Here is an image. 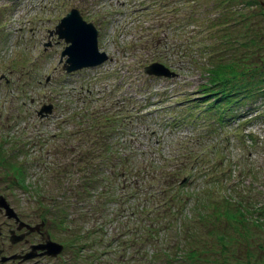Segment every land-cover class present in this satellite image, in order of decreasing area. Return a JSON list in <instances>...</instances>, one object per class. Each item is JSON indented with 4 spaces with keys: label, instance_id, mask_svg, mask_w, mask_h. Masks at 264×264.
Wrapping results in <instances>:
<instances>
[{
    "label": "rangeland",
    "instance_id": "obj_1",
    "mask_svg": "<svg viewBox=\"0 0 264 264\" xmlns=\"http://www.w3.org/2000/svg\"><path fill=\"white\" fill-rule=\"evenodd\" d=\"M210 1L0 0V137L5 138L3 147L6 150L5 155L9 156L7 159L12 163L17 160L24 162L25 159L28 161L23 172L25 180L40 184L45 199L53 192L60 195L58 188L61 186L66 189L71 187L73 177L77 176L78 180L87 166L76 163L83 152L82 147L87 148L91 137H85L80 128V121L74 122L71 119L77 118L81 104L86 106L89 103L93 107L91 110L99 116L110 109H117L118 106L113 104H120L123 100H126L129 108L135 104L131 111H122L123 115L114 120V126L111 124L112 118H107V121L111 119L109 129H101L98 134L99 151L103 148V143L108 144V140L117 141L108 145L116 151H108L109 156L114 159L121 156L122 160L127 157V160L122 161L127 169H122L116 162V174L104 177L111 164L108 162V156H105L102 164L105 175L102 178L90 157L85 155L87 158H83L91 163L88 171L96 174L101 184L108 187L106 194L110 195V192L115 190L122 196L121 192H124L125 188L121 182L125 181L132 186L131 195L123 198L122 210L119 209L118 216L114 218H111V213L118 211L119 206L116 197H107L105 206L100 208L103 210L101 214L97 208L92 212L81 211L82 216L74 220L79 229L84 225H92L95 220H101L99 224H102V219H107L104 222L105 227L99 226L91 235L93 240H96L95 243L89 240V243L82 247L83 250L75 251L78 256L71 260L73 264H87L89 256L96 258L94 264H117L118 257H112L111 252L106 250L111 249L106 246L107 238L110 237L108 233L116 234L119 229L126 232L128 227L134 230L146 217V210L142 212L140 205L147 203L153 207L156 204L157 193L147 192L146 188L152 183L156 186L158 181L162 182L163 177L156 173L160 167L147 161L153 152L151 148L146 149L148 143L157 144L153 156H163V159L167 160L162 165L165 172H168L170 163L176 166L180 161L178 154L186 148L185 151L192 149L194 152L201 149L204 158H212L209 173L213 172L217 176L220 174L224 178L223 185H229L227 194L233 195L238 202H243L246 209L242 221L237 222L234 229L230 223L228 229H223L215 222L216 230L220 233L224 230L230 231L225 234V241L228 242L226 246L229 251L236 252L238 264L247 263L245 255L249 256V264H264V95L251 100L263 114L248 124L239 123L238 126L234 118L229 120L227 126L217 125L215 120L202 114L200 109L193 120L187 115L191 113L190 107L186 105L187 99L200 92L198 84L205 79L197 66L201 62L200 59L197 58L198 63L193 61L196 52L194 45H189L190 41L196 39L202 44L204 39L208 41L207 32H218V28V34L223 31L221 23L207 29L211 18H216L217 12L221 11L220 7L218 10L209 8ZM192 3H195V7L191 6ZM233 5L237 9L243 8L247 11L255 6L240 4L238 0H232L227 6L231 10ZM73 6L79 8L84 18L90 19L98 26V46L108 52V56L94 66L65 72L61 67L60 51L66 42L57 35L55 24L60 16ZM190 12L198 17L190 18ZM255 18L257 20L250 26L257 28L259 32L258 48L262 49V53H259L255 60L261 62L264 59V18ZM186 28L189 31H186ZM179 29L186 34H180ZM201 35L202 39L199 40ZM213 40H217L215 35ZM183 51L189 54H184ZM236 52L240 54L239 50ZM156 53L166 55L167 60H161L174 70L172 76H156L143 71L142 64L148 62L150 56L158 55ZM193 99L194 97L189 100ZM46 101L52 102V109L42 116L37 109ZM196 110L195 107L192 112L195 113ZM125 125H132L133 131L127 134ZM72 128L74 133H71ZM247 132L251 136H248ZM131 151L132 156H126V153ZM167 154H170L172 161L168 160ZM49 163L57 166L52 176L44 171V165ZM78 167H82L81 174L75 171ZM227 168L229 171L225 170ZM5 169L7 168L2 166L0 161L2 187L9 180L10 173ZM181 170L180 177H185L186 173V177L191 179V184L187 183L183 188L191 191V196L184 210L187 214L181 216L182 228L188 227L186 231H190L186 235L187 243H190L187 246L197 245L202 243L203 231L208 233L212 221L205 218V223L197 219L194 221L192 218L189 222L186 220L193 211L194 215L204 212L199 205L203 190L198 188L205 187L203 181L206 177H199L202 169L198 166L192 168L184 161ZM134 173L139 176H134ZM240 180L242 186L238 185ZM248 185H251L249 190L245 187ZM0 189L18 211V218L32 221L43 219L41 230H46L52 239H58L62 243H65L63 238H72V233L57 227L51 221L53 212H49L48 208L43 205L42 212H38L41 209L37 211L35 203L28 202L20 186L15 189ZM120 196L118 199L122 202ZM99 201L104 203L102 197ZM191 204H194L193 208ZM252 210H258L259 214L249 213ZM3 212L1 207L0 219L4 217L8 222L0 224L4 231L0 235V251L7 257L16 253L18 245L26 244L24 236L28 235L29 240L38 241L36 231L39 230L35 228L25 232L21 239L8 240V228L14 226L15 220ZM72 213L76 214L73 208L70 215H73ZM260 218L263 219L261 225L251 223L256 219L261 220ZM95 225L96 222L92 226ZM20 229H23V226ZM20 229H16L17 232ZM124 233L120 232L118 236H123ZM74 242L65 243L57 256L45 254L40 262L31 264H60L61 260L71 257L69 252L74 251L71 246L80 245L78 241ZM43 248L51 252L53 247L49 249L48 245H44ZM197 261L202 264L203 259ZM1 264L11 263L4 260Z\"/></svg>",
    "mask_w": 264,
    "mask_h": 264
},
{
    "label": "trees",
    "instance_id": "obj_2",
    "mask_svg": "<svg viewBox=\"0 0 264 264\" xmlns=\"http://www.w3.org/2000/svg\"><path fill=\"white\" fill-rule=\"evenodd\" d=\"M193 1L196 2L198 0ZM262 1L263 3H261ZM262 1L238 0L240 4L255 5L253 9L247 11L243 8H235V5H233L230 10L227 5L229 2L231 4L232 0H211L210 6L208 7L216 10L220 7L221 11L217 12L216 18H211V22H209L210 26L207 29L218 26L219 23H221L222 26H220L223 31L221 34H218V32H220L218 28V32H207L209 42L206 39L202 41V44L197 42L196 39L190 41L189 45L193 44L196 52L193 56V61L198 63L197 58L200 59L201 62L197 66L200 72L203 73V76H205V79L200 82L198 86L200 92L198 96L191 101L192 104L189 106H200V110H202L203 114L211 116V118L220 123V125H227L229 120L234 118L241 124L248 121L249 117L244 118V121L240 120L241 109L244 108L246 111L252 113L256 108L254 106L255 104L251 103L249 99L254 100L255 97L264 95V59H262L261 62L255 60L256 56L262 53V49L258 48L259 41L257 35L259 32L257 28H252L250 26L254 20H257L255 17L264 18V0ZM191 6L195 7V3H192ZM188 16L190 18L198 17L191 12ZM186 31H189V29L186 28ZM180 34H186V32L180 30ZM213 35H215L217 40L212 41ZM201 39L202 35L199 40ZM236 50H239L240 54L236 52ZM183 53L189 54V52L186 51H183ZM153 58L167 60L166 55L162 54L156 56L152 55L148 59L150 60ZM114 105L118 106L117 109L119 110L113 108L106 113L103 112L102 115L99 116L91 110L93 107L89 103L86 106L81 104L77 112L78 116L76 120L81 122L80 128L85 137L89 136L91 139L86 149L82 147L83 154L79 156V161L76 164H83L81 166L87 164V166L83 169V175L78 177L79 181L77 184L75 183V187L72 184L71 187L67 189L61 186L58 188L60 195L53 192L49 195L48 199L42 196L43 187H39L40 184L34 181L26 182L23 173L25 171L23 162L17 160L12 163L11 160L7 159L9 156L5 155L6 150L3 147L5 138L0 137V161L2 166L7 168L5 171H9L10 173V186L14 189L15 187L20 186L21 188L22 186L24 191H33L36 194L35 201L38 204L41 203V207L44 205L46 209L48 208L47 210L49 212H53L51 216L53 219L51 221L55 223L57 227L62 229L65 228L66 231L72 233V238H63L67 244H74V241H78L80 244L74 247L71 246V248L74 249V251H70V258L72 259L78 256V254H75V251L83 250L82 247L88 244L89 240L95 243L96 240H93L94 238L91 237V235L99 226L100 228H104V222L107 219H102V224H99L101 220H95L94 223L96 222L97 225L94 227L84 225L83 228L79 229L77 228L78 226L74 224V220L82 216L81 211L87 210L88 212H92L94 208H97L101 214L103 210L100 208L105 206L108 198L114 199L116 197V202L119 206H117L118 211L111 213L113 216L111 218H114L118 216L117 212H119V209L122 210V206L124 205L123 198L131 195L132 186L125 181L121 182L124 184L123 188H125L124 192H121V194H123L122 196L115 190L110 192V195L106 194L108 187L106 184H101V180L96 174L92 171H88V167L91 163H88L87 159H83L89 156L93 162H97L100 158L103 160L105 156H108V162H111V164L108 168L107 175L104 173L105 169L102 168L103 165L97 166L98 164L94 162L98 167L97 173L100 172L102 178L104 175V177H110L109 175L116 174V162L122 169H127L124 162H122L127 160V157L122 160L121 156H119L118 159L109 156L110 153L108 151L113 153L116 151L112 150L108 145L111 142L117 143V141L113 139L111 141L108 140V144L103 143V148L100 149V151L98 149L100 144V142H98V134L100 130L103 129L106 131L110 126L111 119L107 121V118H112L113 121H111V124L114 126V120L119 119V117L123 115V110H126V112L131 111L126 100H123L120 104H113V106ZM253 113H255V117L258 115L257 112ZM100 118L103 120H100ZM125 127L127 129L129 126L125 125ZM130 131L129 128L126 133L128 134ZM118 132L115 133L118 134ZM147 148L153 150L152 156H149L147 161H150L153 166L156 164L160 167V170H156V173L160 174L163 180L162 182L158 181L156 186L150 183L151 185L149 188H146L147 192H153V194L157 193L158 197H155L156 204L153 207L147 203L146 205H140V210L142 212L146 210L144 212L146 217L143 222L140 221L137 226H135L134 230H132L131 227H128L126 230L125 227L124 230H126V232L124 231L125 233L123 236L120 235L118 237V235H115V232L112 234L108 233L110 238L107 240L106 246L116 247L121 244V246L124 247L121 250L120 257L117 258V264H199L197 259H203L202 264H238L239 260L236 262V252L229 251L226 246L228 242L225 241V234L230 233V231L224 230L220 233L216 230L214 223L217 222L223 229H228L230 223L233 225L234 229L236 223L242 221L243 213L246 211V209H244V203L238 202L239 200L235 199L233 195L227 194V191L224 192V187H222L223 194H216L215 191L219 190L218 188L222 184L220 181L221 178H217L210 173L208 181H203L205 187L202 186L198 188V190H203V197L199 199V205L203 208L204 212H199L194 215L193 211V213L188 215L186 221L189 222L192 218L194 221L197 219L205 223V218L212 221L211 226L207 231L208 233H206L205 230L203 231L204 237H202L201 244L187 246V244L189 245L190 243H187L188 240L186 235L190 233V231H186L188 227H185V229L182 228L183 222L181 216L187 214L184 210L191 196V191H187L183 188L185 184L187 186V183H190V180H188V177L187 179L185 177V179L179 180V174L182 171L181 164L183 161L189 163V165L197 166V164H203L204 158L201 154H198V152L194 153L191 149L188 151L182 150V152L178 154L180 161H178L176 166L170 163L167 169L168 172H165L162 165H164L167 160H164L163 156L157 158L153 156L157 146L148 143L146 145V149ZM131 153L132 151L126 153V156H132ZM85 155H87V157ZM167 155L168 160L172 161L173 159L170 154ZM183 168L186 169V166ZM78 169L82 170V167H78ZM166 175L167 177H165ZM134 176L138 177L139 175L134 173ZM128 178L129 177H127V179ZM74 193L78 194L85 203H83L81 210H75L76 214L72 213L73 215H70V210L74 207L70 205V201L67 198L70 197V194L72 195ZM57 196H59V198ZM118 196L121 197L122 202H119ZM101 197L104 203L99 201ZM136 203H138V198ZM148 206L151 207L148 208ZM190 206L193 208L194 204ZM257 209L259 210L260 208ZM42 210L43 208H41L40 213ZM258 210H252L249 213L255 212L258 215ZM111 218L109 217V220ZM68 221H70V223H68ZM262 221L263 219H256L251 223L258 226L262 224ZM173 223L176 224V226H171ZM120 231L123 230L119 229V232ZM106 250L111 252L112 257L116 258V252H114L112 248ZM244 257L246 258V264H249V256L245 255ZM87 259H89L88 264H94L95 262L92 260L96 258L89 256ZM64 264H67V262L64 261ZM109 264L112 263L109 262Z\"/></svg>",
    "mask_w": 264,
    "mask_h": 264
},
{
    "label": "water",
    "instance_id": "obj_3",
    "mask_svg": "<svg viewBox=\"0 0 264 264\" xmlns=\"http://www.w3.org/2000/svg\"><path fill=\"white\" fill-rule=\"evenodd\" d=\"M97 26L90 20L83 19V16L79 13V10L73 6L67 10L59 22L56 23V31L59 37L65 38L68 41L65 45V49L62 50L61 54H66L63 67L65 69H75L78 66H86L87 64H96L97 62L107 59V53L102 49H99L97 45ZM145 71L150 73L154 72L158 75L165 74L171 76L174 73V70L169 68L162 61L152 60L150 63L146 64L144 67ZM51 103H46L39 108V112L46 111L50 109ZM3 195L0 194V204H2L6 211V214L9 216L13 214L17 217L15 209L6 202ZM27 225V224H26ZM29 229L33 228L34 225H27ZM22 233L19 235L11 234V239H19ZM48 245V248L51 250V253L60 250L61 244L58 243L55 239L47 238L46 241L42 242L38 246ZM37 244H32L36 246ZM34 251L26 252L25 254L30 255Z\"/></svg>",
    "mask_w": 264,
    "mask_h": 264
},
{
    "label": "flooded vegetation",
    "instance_id": "obj_4",
    "mask_svg": "<svg viewBox=\"0 0 264 264\" xmlns=\"http://www.w3.org/2000/svg\"><path fill=\"white\" fill-rule=\"evenodd\" d=\"M14 226H15V223H14ZM14 226H12V227H14ZM10 228V227H9ZM9 230V229H8ZM16 230V229H15ZM23 230H25V227H23V229H20V231L19 232H21V231H23ZM3 229L2 228H0V235H2L3 234ZM28 234V233H27ZM33 235L35 234V233H32ZM36 234L40 237V238H42V236L40 235L41 234V232H37L36 231ZM8 238V237H7ZM24 238L27 240V242H26V244H21V245H18V249L16 250V252H23L25 249H26V246H28V247H30V245H31V243L32 242H34V240H29L28 239V235H26V236H24ZM39 238V239H40ZM37 242H40V241H37ZM1 253H4L3 251H0ZM37 259H38V257H36ZM30 260H32V259H25V260H20V259H16V258H11L10 260H7V262H11V264L12 263H17V264H22V263H24V262H28V261H30ZM29 263V262H28Z\"/></svg>",
    "mask_w": 264,
    "mask_h": 264
}]
</instances>
